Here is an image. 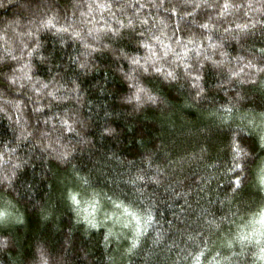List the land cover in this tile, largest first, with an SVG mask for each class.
I'll return each mask as SVG.
<instances>
[{"label": "clouds", "instance_id": "clouds-1", "mask_svg": "<svg viewBox=\"0 0 264 264\" xmlns=\"http://www.w3.org/2000/svg\"><path fill=\"white\" fill-rule=\"evenodd\" d=\"M0 264H264V0H0Z\"/></svg>", "mask_w": 264, "mask_h": 264}]
</instances>
